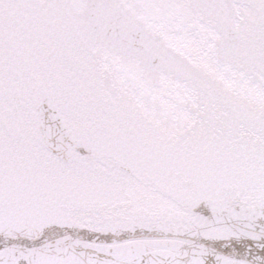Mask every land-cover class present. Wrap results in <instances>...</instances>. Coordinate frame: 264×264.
<instances>
[{
  "label": "snow or ice",
  "instance_id": "obj_1",
  "mask_svg": "<svg viewBox=\"0 0 264 264\" xmlns=\"http://www.w3.org/2000/svg\"><path fill=\"white\" fill-rule=\"evenodd\" d=\"M0 264H264V0H0Z\"/></svg>",
  "mask_w": 264,
  "mask_h": 264
}]
</instances>
